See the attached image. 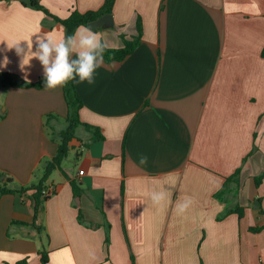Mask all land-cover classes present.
<instances>
[{
  "label": "crops",
  "instance_id": "obj_1",
  "mask_svg": "<svg viewBox=\"0 0 264 264\" xmlns=\"http://www.w3.org/2000/svg\"><path fill=\"white\" fill-rule=\"evenodd\" d=\"M104 2L41 0L60 19ZM112 16L113 28L94 31L106 49L138 36L139 19L141 42L104 60L93 84L72 81L81 122L98 129H77L69 163L45 183L52 196L35 187L68 126L63 87H0V175L26 189L0 195V264H264V0H116ZM47 20L0 2V40L65 35ZM5 49L0 74L44 77L37 59L22 71ZM94 131L104 139L92 142ZM160 188L169 196L154 206ZM184 197L191 207L177 215Z\"/></svg>",
  "mask_w": 264,
  "mask_h": 264
},
{
  "label": "clouds",
  "instance_id": "obj_2",
  "mask_svg": "<svg viewBox=\"0 0 264 264\" xmlns=\"http://www.w3.org/2000/svg\"><path fill=\"white\" fill-rule=\"evenodd\" d=\"M33 35H35V42L32 40ZM33 35L26 40H0V43L6 41L5 51L15 50L16 55L21 57L22 71L25 66L30 65L32 59H37L43 68L46 89L62 88L73 80L77 83L86 81L89 85L95 82V73L103 65L107 47L100 33L92 31L90 26L80 25L72 35L59 38L50 34ZM21 41L27 42L26 50L21 46ZM33 43H35V50H33ZM9 62L5 55L0 67H7ZM25 79L27 80V73H25ZM52 123L57 132L62 130V126L57 125L55 121ZM139 163L146 165L148 157L141 155ZM148 195L152 205L160 206L168 199L169 191L167 188L154 189ZM191 204L190 197L178 200L175 204L177 215L186 213ZM89 258L93 261L97 259L94 251L89 252Z\"/></svg>",
  "mask_w": 264,
  "mask_h": 264
},
{
  "label": "trees",
  "instance_id": "obj_3",
  "mask_svg": "<svg viewBox=\"0 0 264 264\" xmlns=\"http://www.w3.org/2000/svg\"><path fill=\"white\" fill-rule=\"evenodd\" d=\"M11 1H19L25 7H29L35 10L42 11L47 17L52 18V22L49 23L48 20L44 22V27L48 30L52 29L54 24L61 25L65 30V35H72L78 26L85 25L88 26L89 23L101 18L104 15L113 14V7L116 0H105L103 6L97 11H89L86 13H81L78 10H74L71 12L70 16L66 19H60L54 16L49 9H47L42 3L41 0H0V2H11ZM137 28L139 31V35L136 37H132L131 39L126 38V36L122 35L123 47L118 49H105L104 52V60L108 62L112 61H123L125 58L134 53V51L139 47L142 37V23L140 19L137 21ZM93 31L98 29L91 28ZM262 57L264 58V49L262 51ZM1 85L0 87H16V88H35V89H43L44 87V77L39 79L35 83H18L16 82L11 74L9 73H1L0 74ZM65 101L68 107V115H67V123L68 126L65 130L59 133V148L57 155L49 162L44 165L43 177L39 183L35 187L37 195H43V191L45 183L52 175V173L61 169L64 160L68 156L69 145L70 142L76 138V131L79 127H85L87 130H97L98 128L92 127L88 124H84L80 120L79 111L83 107V102L78 96L76 92L75 85L72 81H69L66 86L63 87ZM103 136H96L95 131L93 132L92 142L103 140ZM3 176L0 175V195L5 194H16L22 193L26 189H9L8 185L11 182L10 179L5 183L2 182ZM76 187V185L74 184ZM37 200L38 197L36 196ZM240 216L242 213H239ZM48 256L43 255L42 262L43 264H47Z\"/></svg>",
  "mask_w": 264,
  "mask_h": 264
},
{
  "label": "water",
  "instance_id": "obj_4",
  "mask_svg": "<svg viewBox=\"0 0 264 264\" xmlns=\"http://www.w3.org/2000/svg\"><path fill=\"white\" fill-rule=\"evenodd\" d=\"M91 28L94 29H108V28H113L114 27V21H113V16L111 14L109 15H104L101 18L89 23Z\"/></svg>",
  "mask_w": 264,
  "mask_h": 264
},
{
  "label": "built area",
  "instance_id": "obj_5",
  "mask_svg": "<svg viewBox=\"0 0 264 264\" xmlns=\"http://www.w3.org/2000/svg\"><path fill=\"white\" fill-rule=\"evenodd\" d=\"M80 174H83V172H80ZM55 194V188L53 186H51L50 188H47L45 191H43V195L44 196H52Z\"/></svg>",
  "mask_w": 264,
  "mask_h": 264
},
{
  "label": "rangeland",
  "instance_id": "obj_6",
  "mask_svg": "<svg viewBox=\"0 0 264 264\" xmlns=\"http://www.w3.org/2000/svg\"><path fill=\"white\" fill-rule=\"evenodd\" d=\"M71 155H73V157H70V159H72V160H74V158H75V153L71 150V152H70V156ZM69 162H68V160H65L64 161V165H67ZM71 163V162H70Z\"/></svg>",
  "mask_w": 264,
  "mask_h": 264
}]
</instances>
